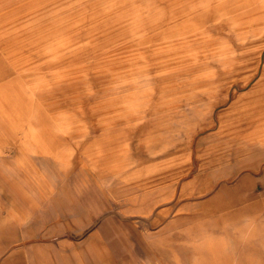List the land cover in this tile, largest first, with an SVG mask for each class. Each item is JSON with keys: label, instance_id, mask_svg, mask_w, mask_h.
I'll list each match as a JSON object with an SVG mask.
<instances>
[{"label": "rangeland", "instance_id": "374dc122", "mask_svg": "<svg viewBox=\"0 0 264 264\" xmlns=\"http://www.w3.org/2000/svg\"><path fill=\"white\" fill-rule=\"evenodd\" d=\"M0 264H264V3L0 0Z\"/></svg>", "mask_w": 264, "mask_h": 264}, {"label": "bare ground", "instance_id": "6f19581e", "mask_svg": "<svg viewBox=\"0 0 264 264\" xmlns=\"http://www.w3.org/2000/svg\"><path fill=\"white\" fill-rule=\"evenodd\" d=\"M251 2L253 3V2H257V3H264V0H251Z\"/></svg>", "mask_w": 264, "mask_h": 264}]
</instances>
